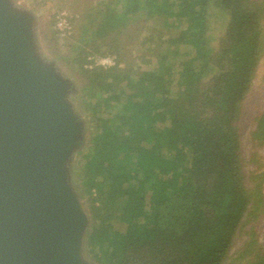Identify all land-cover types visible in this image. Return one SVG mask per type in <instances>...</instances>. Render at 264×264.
I'll return each instance as SVG.
<instances>
[{
  "label": "trees",
  "instance_id": "1",
  "mask_svg": "<svg viewBox=\"0 0 264 264\" xmlns=\"http://www.w3.org/2000/svg\"><path fill=\"white\" fill-rule=\"evenodd\" d=\"M81 17L65 44L88 133L69 172L96 260L264 264V0H101ZM90 53L114 63L83 67Z\"/></svg>",
  "mask_w": 264,
  "mask_h": 264
},
{
  "label": "water",
  "instance_id": "2",
  "mask_svg": "<svg viewBox=\"0 0 264 264\" xmlns=\"http://www.w3.org/2000/svg\"><path fill=\"white\" fill-rule=\"evenodd\" d=\"M26 36L0 16V264H73L80 217L56 159L77 129L49 78L25 66Z\"/></svg>",
  "mask_w": 264,
  "mask_h": 264
},
{
  "label": "rangeland",
  "instance_id": "3",
  "mask_svg": "<svg viewBox=\"0 0 264 264\" xmlns=\"http://www.w3.org/2000/svg\"><path fill=\"white\" fill-rule=\"evenodd\" d=\"M100 2L101 0H0V16L3 19H20L23 22L27 34L23 49L25 66L36 77L43 74L47 76L49 82L57 88L58 101L70 118L74 131L76 126L72 119L81 115L80 95L83 91L82 80L77 73L76 64L72 62L75 51L71 50L65 42L75 43L80 33L79 23L83 24L81 14L90 6H95ZM60 11H65L69 15L70 21H74V23L71 22L73 27L72 34H74L72 39V34L68 38H62L56 34L54 18ZM85 41L78 44L82 46ZM99 49L104 50V47L101 46ZM101 57L103 56L95 53L88 54L86 57L87 61L83 67L94 65V59ZM131 60L133 59L131 58ZM139 65L142 69H151L154 66V62H139ZM258 74L263 75L264 68H261ZM262 86L264 88V84ZM247 121V119L243 120L245 135L251 129V125ZM76 133L82 139L86 137L88 130L81 128L79 133L70 130L66 141L67 146H71L75 142ZM79 143L81 144L82 142ZM68 154L62 157L58 156L56 164L60 180L63 182H61L63 185L61 186L74 197L75 208L80 217V223L72 245V261L73 264H100L96 260L92 246L89 245L88 241V233L93 223L89 213L88 201L85 195H81L79 187L75 185L69 172L70 163L75 159L74 151L72 152L71 150Z\"/></svg>",
  "mask_w": 264,
  "mask_h": 264
},
{
  "label": "built area",
  "instance_id": "4",
  "mask_svg": "<svg viewBox=\"0 0 264 264\" xmlns=\"http://www.w3.org/2000/svg\"><path fill=\"white\" fill-rule=\"evenodd\" d=\"M37 1H47V0H37ZM54 28L56 34L59 37H69L72 34V24L69 15L65 11H60L55 15L54 18ZM114 61L110 56H103L101 58L94 59L95 66H101L103 68L113 65Z\"/></svg>",
  "mask_w": 264,
  "mask_h": 264
}]
</instances>
